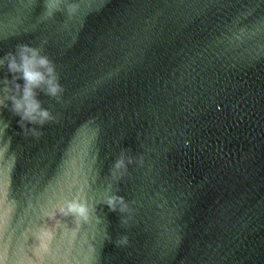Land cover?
Returning a JSON list of instances; mask_svg holds the SVG:
<instances>
[{
	"label": "water",
	"instance_id": "water-1",
	"mask_svg": "<svg viewBox=\"0 0 264 264\" xmlns=\"http://www.w3.org/2000/svg\"><path fill=\"white\" fill-rule=\"evenodd\" d=\"M0 264H264V0H0Z\"/></svg>",
	"mask_w": 264,
	"mask_h": 264
},
{
	"label": "clouds",
	"instance_id": "clouds-1",
	"mask_svg": "<svg viewBox=\"0 0 264 264\" xmlns=\"http://www.w3.org/2000/svg\"><path fill=\"white\" fill-rule=\"evenodd\" d=\"M6 59L8 71L13 78L17 81H23L22 95L19 98L17 96L11 98L13 110L21 120H26L29 124H43L51 117L47 110L41 108L40 101L36 98L35 89L40 88L41 85H46L47 94L58 95L61 88L54 74V68L50 65L47 57L40 55L37 49L28 45L19 47L18 56L9 53ZM16 88L19 92L21 84L17 82ZM125 166L124 160L121 159L117 161L115 168L119 170ZM117 204L124 205L122 197L113 196L109 198L108 205L113 211L116 210ZM125 210L126 205L120 207L121 212ZM61 211L65 215L71 214L83 220H87L89 215L88 207L76 201L68 202L66 211L65 209H61ZM122 242L126 243L127 238L125 237Z\"/></svg>",
	"mask_w": 264,
	"mask_h": 264
}]
</instances>
